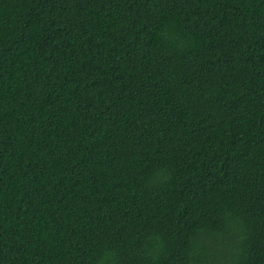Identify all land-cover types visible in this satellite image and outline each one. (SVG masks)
Returning <instances> with one entry per match:
<instances>
[{
	"label": "trees",
	"instance_id": "1",
	"mask_svg": "<svg viewBox=\"0 0 264 264\" xmlns=\"http://www.w3.org/2000/svg\"><path fill=\"white\" fill-rule=\"evenodd\" d=\"M0 264H264V0H0Z\"/></svg>",
	"mask_w": 264,
	"mask_h": 264
}]
</instances>
